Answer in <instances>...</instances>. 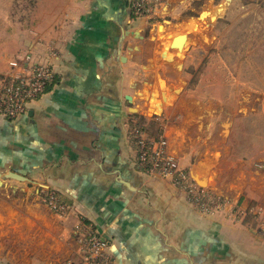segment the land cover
<instances>
[{
  "label": "crops",
  "instance_id": "0c3cea01",
  "mask_svg": "<svg viewBox=\"0 0 264 264\" xmlns=\"http://www.w3.org/2000/svg\"><path fill=\"white\" fill-rule=\"evenodd\" d=\"M131 1L0 0V76L54 74L22 116H0V188L67 208L37 212L49 241L8 244L0 264H83L77 223L110 264H264L261 0H160L149 16ZM134 128L165 141L207 207L136 165Z\"/></svg>",
  "mask_w": 264,
  "mask_h": 264
},
{
  "label": "built area",
  "instance_id": "2783aa9c",
  "mask_svg": "<svg viewBox=\"0 0 264 264\" xmlns=\"http://www.w3.org/2000/svg\"><path fill=\"white\" fill-rule=\"evenodd\" d=\"M160 0H132L131 10L134 14L149 16L155 14ZM16 74L0 79V116L16 119L22 116L30 102L41 95L53 79V72L45 65L37 64L27 67ZM138 136L136 165L146 170L149 175L168 179L171 184L182 191L187 202L196 208L207 207L211 196L197 187L189 176L179 168L177 162L167 154L165 141L159 137L147 140L137 128L131 132ZM46 202L55 210L64 208L55 194L50 193ZM264 229V226H263ZM82 234L81 242L86 250L85 262L89 264H110L109 255L105 252L104 239L100 235L84 234L78 227V237Z\"/></svg>",
  "mask_w": 264,
  "mask_h": 264
},
{
  "label": "rangeland",
  "instance_id": "374dc122",
  "mask_svg": "<svg viewBox=\"0 0 264 264\" xmlns=\"http://www.w3.org/2000/svg\"><path fill=\"white\" fill-rule=\"evenodd\" d=\"M261 8L264 7V0H261ZM253 13V12H251ZM248 20V19H247ZM242 25H238L233 27V35L242 34L241 28ZM23 71V70H22ZM20 71L18 74H21ZM13 74V73H12ZM17 74V73H16ZM15 74V75H16ZM14 75V74H13ZM13 75H2L0 78H6L8 76ZM14 187L10 188H0V259L2 257V252L9 247H15L16 249L19 247H27L29 246L33 251L34 248L40 246L43 242L46 243L48 238H50L49 234H47L44 240H39V236H44V233H40L43 231V227L40 228L39 220L41 219V213H45L48 211L50 213L56 214L59 217H62L66 213V206H64L61 211H57L53 209L46 200H41L37 198V195L34 191H30V189L34 186H28L26 190L31 195L29 197L20 198L18 194L17 185H13ZM19 186V185H18ZM35 199H34V198ZM40 199V200H39ZM222 207V209H221ZM215 209L223 210V206L221 204H217ZM41 212V213H37ZM234 218L235 220L242 219ZM258 225L260 224V231L264 232V218L261 216L255 221ZM78 227L77 223L73 229L74 239L77 241V249L79 258L82 260L83 264H89L85 262L84 254L86 252L84 248V244L81 242L82 234L78 237ZM47 228V227H45ZM89 229L84 227L82 228V232L84 234L89 233ZM97 233V232H96ZM99 235V233H97ZM76 236V238H75ZM81 237V238H80ZM44 247V246H43ZM105 252L107 253V243L104 245ZM108 254V253H107Z\"/></svg>",
  "mask_w": 264,
  "mask_h": 264
},
{
  "label": "water",
  "instance_id": "95a60500",
  "mask_svg": "<svg viewBox=\"0 0 264 264\" xmlns=\"http://www.w3.org/2000/svg\"><path fill=\"white\" fill-rule=\"evenodd\" d=\"M188 44L186 43L185 35H178L172 39L170 47L177 50V54H183L187 49ZM163 84V83H162ZM126 99L130 101V97L126 96Z\"/></svg>",
  "mask_w": 264,
  "mask_h": 264
},
{
  "label": "trees",
  "instance_id": "16d2710c",
  "mask_svg": "<svg viewBox=\"0 0 264 264\" xmlns=\"http://www.w3.org/2000/svg\"><path fill=\"white\" fill-rule=\"evenodd\" d=\"M53 78H54V74H53ZM53 81V79L49 82V84L46 86V88H45V90L49 87V85H50V83ZM44 90V91H45ZM142 133V132H141ZM134 136V135H133ZM134 138H135V140H136V142L138 143V139H139V137L138 136H134ZM147 140H151V139H148V138H146ZM139 167V166H138ZM140 169H142L141 167H139ZM143 171H145L146 172V170L145 169H142ZM56 197L58 198V196L56 195ZM58 201H59V203L60 204H62L63 206H65L64 205V203L58 198ZM81 228V227H80ZM88 234H95V235H98L95 231H89V233ZM109 260L111 261V259H110V257H109Z\"/></svg>",
  "mask_w": 264,
  "mask_h": 264
}]
</instances>
